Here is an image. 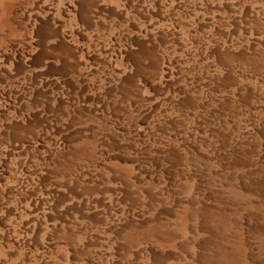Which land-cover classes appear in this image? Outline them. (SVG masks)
<instances>
[{
    "label": "rangeland",
    "instance_id": "rangeland-1",
    "mask_svg": "<svg viewBox=\"0 0 264 264\" xmlns=\"http://www.w3.org/2000/svg\"><path fill=\"white\" fill-rule=\"evenodd\" d=\"M0 264H264V0H0Z\"/></svg>",
    "mask_w": 264,
    "mask_h": 264
}]
</instances>
